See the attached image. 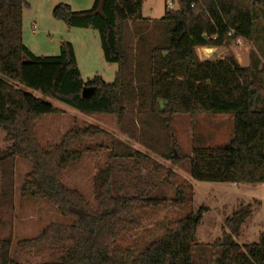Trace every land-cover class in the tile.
I'll use <instances>...</instances> for the list:
<instances>
[{
    "label": "trees",
    "instance_id": "trees-1",
    "mask_svg": "<svg viewBox=\"0 0 264 264\" xmlns=\"http://www.w3.org/2000/svg\"><path fill=\"white\" fill-rule=\"evenodd\" d=\"M175 1V9L165 7L158 20L145 26L136 23L144 20L143 0H94L89 9L80 11L65 3L52 8L53 17L68 27L98 33L103 59L116 64L114 79L107 83L99 74L81 78L68 41L60 42L58 55L33 54L22 41V13L28 3L0 0V130L5 134L0 148V227L9 228L0 237V264H193L195 229L205 211L200 207L180 218L162 220L161 233L143 246L118 243L122 233L137 223L130 218L133 207L152 209L166 199L143 190L139 195L120 194L123 186L112 180L110 164L93 178V203L67 187L61 172L82 156L74 145L107 132L94 124L73 125L58 143L43 147L35 125L60 110L22 87L84 114H113L121 134L173 164L182 161L175 115H231L232 136L226 145L192 148L190 176L208 182H264V110L256 107L262 70L256 63L243 66L233 56L201 59L196 51L225 47L236 37L250 41L255 10L264 9V0ZM84 87L91 89L86 97L81 96ZM18 157L30 164L20 195L45 200L70 223H49L37 235L18 239L15 247L22 253L51 250L56 256L53 262L21 263L10 255ZM135 157L147 159L128 143L111 142L109 160ZM172 177L174 172L168 169L162 181L171 183ZM149 181L145 185L150 186ZM174 192L173 206L187 204L183 185H176ZM250 213V203L240 204L224 219L221 236L208 245L216 255L215 264H264V231L254 243L240 246L235 240Z\"/></svg>",
    "mask_w": 264,
    "mask_h": 264
},
{
    "label": "rangeland",
    "instance_id": "rangeland-1",
    "mask_svg": "<svg viewBox=\"0 0 264 264\" xmlns=\"http://www.w3.org/2000/svg\"><path fill=\"white\" fill-rule=\"evenodd\" d=\"M93 1L26 0L28 6L22 13V41L33 54L44 56L58 55L60 42L68 41L73 45L81 78L86 80L99 74L105 82L110 83L114 79L116 64L108 63L103 59L98 33L91 28L68 27L64 21L52 15V8L58 3L68 4L72 10L80 11L89 9ZM165 1L143 0L144 20L136 22L137 25L145 26L150 21L158 20L164 12ZM176 7L175 1L172 8ZM255 15L253 36L250 41L243 40L242 44L232 41L225 47L212 48L211 53L209 50L206 52L210 53L209 58L233 56L243 66L256 63L257 69L262 70V88L256 107L264 110V9L258 7ZM157 34L160 39V32ZM197 54L201 58L205 57L201 51ZM13 83L22 87L16 81ZM22 88L60 110L57 114L42 117L35 125V135L43 147L58 143L64 131L73 125L84 127L94 124L107 132L96 139L83 140L74 145L73 149L81 151L82 156L78 162L61 172V180L67 187L79 190L90 203H93V178L98 169L110 164L112 180L116 186L119 184L123 186L120 194L139 195L138 193H142L143 190L148 196L166 199V203L152 209L133 207L130 218L135 219L137 223L122 233L118 243H135L143 246L161 233L158 224L162 220H174L203 207L205 211L195 229L197 245L193 252V264H215L216 255L208 245L221 236L224 219L240 204L248 203L251 204L250 216L242 225L235 240L240 246L259 240V234L264 231V183L198 181L189 173L193 147L224 146L229 142L232 136L231 115L222 113H199L192 117L186 114L175 115L173 127L181 149L182 161L173 164L146 150L139 140L121 134L113 114H84L56 99L43 96L36 90ZM4 137L5 134L0 130V148L5 145ZM114 139L128 143L133 149L145 153L147 159L135 157L131 160H109L108 152ZM86 147L88 149H85ZM29 169L30 164L27 160L15 158L10 255L21 263L53 262L56 256L51 250L22 253L15 247L18 239L37 235L49 223H70L69 218L61 215L45 200L20 195L21 180ZM168 169L174 172V177L169 178L171 183L162 181ZM147 180H150L149 185L152 187L150 192H148L150 186L145 185ZM176 185H183L184 195L188 199L187 204L173 206L170 203L175 196ZM8 229V227H0V237L4 236Z\"/></svg>",
    "mask_w": 264,
    "mask_h": 264
},
{
    "label": "built area",
    "instance_id": "built-area-1",
    "mask_svg": "<svg viewBox=\"0 0 264 264\" xmlns=\"http://www.w3.org/2000/svg\"><path fill=\"white\" fill-rule=\"evenodd\" d=\"M174 2H175V0H173V1H171V0H166V1H165V7H166L167 9H173V8H172V4H173ZM230 34H231V32H228V35H230ZM234 42L237 43V44H242L243 39L240 38V37H236L235 40H234Z\"/></svg>",
    "mask_w": 264,
    "mask_h": 264
},
{
    "label": "crops",
    "instance_id": "crops-1",
    "mask_svg": "<svg viewBox=\"0 0 264 264\" xmlns=\"http://www.w3.org/2000/svg\"><path fill=\"white\" fill-rule=\"evenodd\" d=\"M212 48H214V47H199V48H197L196 49V51H197V53H199L200 51L205 55V57L204 58H201L199 55V58H201V59H208L210 56V53H211V50L213 51V49ZM207 50H209L210 51V53H208V52H206ZM207 54V55H206ZM209 54V55H208ZM244 66H246V65H244ZM231 119H232V117H231ZM264 183V182H263Z\"/></svg>",
    "mask_w": 264,
    "mask_h": 264
},
{
    "label": "water",
    "instance_id": "water-1",
    "mask_svg": "<svg viewBox=\"0 0 264 264\" xmlns=\"http://www.w3.org/2000/svg\"><path fill=\"white\" fill-rule=\"evenodd\" d=\"M205 38V36H204ZM91 89L90 88H87V87H84L81 91V96L82 97H86L89 93H90Z\"/></svg>",
    "mask_w": 264,
    "mask_h": 264
}]
</instances>
